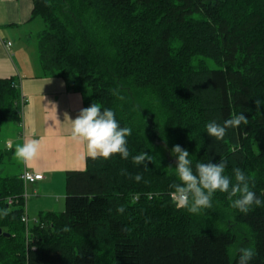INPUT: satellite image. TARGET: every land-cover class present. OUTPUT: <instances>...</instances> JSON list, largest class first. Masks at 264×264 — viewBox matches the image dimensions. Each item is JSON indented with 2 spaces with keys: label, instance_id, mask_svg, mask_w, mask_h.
Segmentation results:
<instances>
[{
  "label": "trees",
  "instance_id": "obj_1",
  "mask_svg": "<svg viewBox=\"0 0 264 264\" xmlns=\"http://www.w3.org/2000/svg\"><path fill=\"white\" fill-rule=\"evenodd\" d=\"M32 2L44 76L87 106L114 109L132 129L130 155L88 157L84 171L67 173L65 211L27 228L26 186L3 173L12 152L0 140V264H237L249 244L251 264H264V206L243 214L217 191L211 208L189 213L172 198L178 178L164 172L178 144L194 160L225 159L229 176L241 168L264 199V0ZM23 106L17 79L0 78V136L22 122ZM239 112L249 118L243 132L208 136L209 120ZM140 151L155 163L134 164Z\"/></svg>",
  "mask_w": 264,
  "mask_h": 264
},
{
  "label": "crops",
  "instance_id": "obj_2",
  "mask_svg": "<svg viewBox=\"0 0 264 264\" xmlns=\"http://www.w3.org/2000/svg\"><path fill=\"white\" fill-rule=\"evenodd\" d=\"M32 9V0H0V78H16L24 99L22 122L13 125L10 134L15 140L7 138L4 146L13 159L17 145L33 138L41 142L37 156L26 162L19 159V172L14 174L31 171L44 177L25 184L29 227L38 223L41 213L63 212L60 200L66 195L67 173L84 171L90 157L86 145L72 139L70 122L88 106L63 79L44 76L35 40L44 23L31 20Z\"/></svg>",
  "mask_w": 264,
  "mask_h": 264
},
{
  "label": "clouds",
  "instance_id": "obj_3",
  "mask_svg": "<svg viewBox=\"0 0 264 264\" xmlns=\"http://www.w3.org/2000/svg\"><path fill=\"white\" fill-rule=\"evenodd\" d=\"M256 101V104H259ZM72 128V139L83 142L86 145L87 153L93 159L97 157L109 158L113 154H119L121 159L129 158L128 137L132 134V129L122 126L116 117L114 109L102 108L97 103L81 109L74 120H70ZM249 118L245 112L229 115L222 122L209 120L206 123V132L209 137L219 141L222 140L229 129L244 131L248 126ZM243 126V127H241ZM41 142L33 138L26 140L23 144L17 145L14 155L22 161L34 159L40 151ZM171 154L176 159V166H169L164 169L166 174H174L178 178L172 187L173 196L176 198L177 206L186 208L189 213L199 214L204 209L211 208L213 198L217 191L226 193L231 201L230 207L240 213L247 214L253 206H264L262 199L250 187L251 177L246 175L244 170L233 167L232 176L226 174L227 161L220 158L218 162H212L209 158L207 162L194 160V154L190 155L188 150L180 145H174ZM131 160L138 166L147 168V162L155 163L154 156L140 151L131 156ZM134 180L139 182L142 175L137 172ZM123 211V209H119ZM8 209L0 207V216H7ZM65 226L63 231H69ZM237 264H251L256 256L255 248L252 244L240 246L237 249Z\"/></svg>",
  "mask_w": 264,
  "mask_h": 264
},
{
  "label": "rangeland",
  "instance_id": "obj_4",
  "mask_svg": "<svg viewBox=\"0 0 264 264\" xmlns=\"http://www.w3.org/2000/svg\"><path fill=\"white\" fill-rule=\"evenodd\" d=\"M41 23V22H39ZM38 24H34V28L37 27ZM41 31V30H40ZM213 65V64H212ZM214 66V65H213ZM15 127V126H14ZM14 127L12 126H5L4 125V128H3V131L1 133V136H0V140L2 141H6L7 138H10L11 137V132L12 130L14 129ZM16 136V134H15ZM14 138L15 140V137L12 135L11 139ZM13 140V139H12ZM19 165H20V161L19 159L14 155L13 159H12V163H7L5 166H4V170H3V173L4 174H8V175H14L15 173L19 172ZM66 199H67V191H66V195H64L63 199H61L60 201L62 202V206H63V212L65 211L66 209ZM35 224L32 223L30 224V227H33Z\"/></svg>",
  "mask_w": 264,
  "mask_h": 264
},
{
  "label": "built area",
  "instance_id": "obj_5",
  "mask_svg": "<svg viewBox=\"0 0 264 264\" xmlns=\"http://www.w3.org/2000/svg\"><path fill=\"white\" fill-rule=\"evenodd\" d=\"M11 45H12L11 43H8V47H10ZM23 101H24V99H23ZM21 178L24 181V183L27 184L29 182H35V181H38V180H42L44 177H43L42 174H36V173L31 172V171H24V173L22 174ZM25 198H26V196L24 194V199ZM172 198L176 202V198L173 196V194H172ZM25 201H26V199H25ZM7 203H8L9 206H13L17 202H16V200L14 198H8ZM25 210H26V213L23 216L22 221L26 224V226L28 228L29 227V219H28L27 206L26 205H25Z\"/></svg>",
  "mask_w": 264,
  "mask_h": 264
},
{
  "label": "water",
  "instance_id": "obj_6",
  "mask_svg": "<svg viewBox=\"0 0 264 264\" xmlns=\"http://www.w3.org/2000/svg\"><path fill=\"white\" fill-rule=\"evenodd\" d=\"M3 234V231H2V229H0V235H2ZM4 236L5 237H9L10 235L9 234H4Z\"/></svg>",
  "mask_w": 264,
  "mask_h": 264
}]
</instances>
